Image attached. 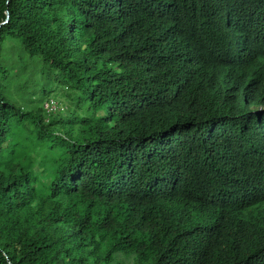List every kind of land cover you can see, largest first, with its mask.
<instances>
[{
  "label": "trees",
  "instance_id": "obj_1",
  "mask_svg": "<svg viewBox=\"0 0 264 264\" xmlns=\"http://www.w3.org/2000/svg\"><path fill=\"white\" fill-rule=\"evenodd\" d=\"M0 264H264V0H0Z\"/></svg>",
  "mask_w": 264,
  "mask_h": 264
},
{
  "label": "rangeland",
  "instance_id": "obj_2",
  "mask_svg": "<svg viewBox=\"0 0 264 264\" xmlns=\"http://www.w3.org/2000/svg\"><path fill=\"white\" fill-rule=\"evenodd\" d=\"M50 96H52L53 98H55V100L58 102V108L60 110V113H66L65 111L67 110V103L65 102V100L62 97L56 96L54 94H51ZM64 108V109H63ZM57 111V112H58ZM31 156L34 159V163H33V169L35 172H39V176L41 178L42 181H47L50 177V172H51V167H50V163L48 164L43 158V150H39L36 149L35 151L30 152ZM40 162H44V165H40Z\"/></svg>",
  "mask_w": 264,
  "mask_h": 264
},
{
  "label": "built area",
  "instance_id": "obj_3",
  "mask_svg": "<svg viewBox=\"0 0 264 264\" xmlns=\"http://www.w3.org/2000/svg\"><path fill=\"white\" fill-rule=\"evenodd\" d=\"M43 107L45 109V111L49 114L51 113H55L56 111L60 110L58 108V102L53 99V98H49L47 99L44 103H43Z\"/></svg>",
  "mask_w": 264,
  "mask_h": 264
}]
</instances>
